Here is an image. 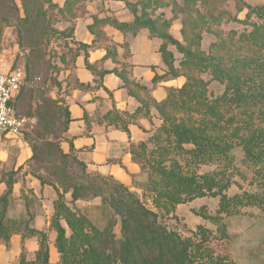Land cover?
<instances>
[{
    "label": "trees",
    "instance_id": "trees-1",
    "mask_svg": "<svg viewBox=\"0 0 264 264\" xmlns=\"http://www.w3.org/2000/svg\"><path fill=\"white\" fill-rule=\"evenodd\" d=\"M91 1L94 0H63L59 5L53 0H0V42L11 27L19 50L10 69H21L25 81L40 89L47 109L53 108L63 117L64 133L72 121L68 107L61 104L69 75L56 83L59 96L47 98L45 84L33 73L43 66L58 75L73 70L80 51L87 48L73 40L74 23L85 14V5ZM230 1L233 13L228 9ZM126 7L133 16L131 22L95 18L88 26L94 42L110 47L104 59L115 61L116 47L108 44L103 26L110 25L131 36L147 30L150 38L161 42L158 52L164 65V73L152 78V87L180 78L183 82L167 87L165 98L157 102L150 96L151 89L132 79L127 63L97 71L85 56L86 68L98 77V88L104 75L115 74L139 104L132 113L109 110L98 117L99 124L129 135V126L149 118L152 109L160 124L145 140L128 146L131 161L145 175L143 182L132 178L131 186L112 176L88 174L65 137L68 152L55 148L60 159L70 157L83 174L79 181L63 177L68 187L62 191L52 186L56 198L52 201L49 229L55 233L52 249L58 255L57 264H237L226 255L216 254L210 244L216 237L227 238L224 219L239 214L242 208L255 207L264 213V0L255 6L244 0H135L126 1ZM164 9L169 10V17ZM244 11V18L239 19ZM177 19L181 40L170 33ZM228 23L243 28L224 32L221 26ZM204 33L214 37L207 51L201 47ZM53 45L61 46L64 52L57 57ZM121 47L125 59L129 56L128 45ZM64 81L67 85L62 89ZM212 81L223 87L215 96L208 89ZM71 89L89 90L90 86L75 81ZM16 95L9 103L12 109ZM47 112L40 111L39 115ZM236 149L241 154L239 165L235 163ZM202 166L212 169L200 173ZM20 168L0 176V184L5 185L0 196V243L7 244L17 234L22 240L34 238L37 250L29 257L22 249L17 264H51L46 231L31 227L29 220L6 217ZM235 177L246 182L247 188ZM232 185L240 192L230 196L227 191ZM68 192L70 198L66 199ZM23 197L27 206L28 198ZM202 197L218 200L214 215L203 208L196 211L216 226L217 235L198 225L182 236L166 225L167 218H175L178 205ZM92 198H98L111 212L102 228L73 208L76 202ZM116 218L118 239L114 235Z\"/></svg>",
    "mask_w": 264,
    "mask_h": 264
},
{
    "label": "crops",
    "instance_id": "crops-1",
    "mask_svg": "<svg viewBox=\"0 0 264 264\" xmlns=\"http://www.w3.org/2000/svg\"><path fill=\"white\" fill-rule=\"evenodd\" d=\"M62 5L63 0H53ZM126 1L133 2L135 0H94L87 2L85 5V14L76 19L74 23L73 40L76 44L87 46L86 50H81L76 58L72 71H66L61 74L62 78L69 75L67 92L63 94L62 105L68 107L70 118L72 121L68 125L67 131L64 133L65 140L72 147L77 159L86 165L87 171L112 176L120 183L131 186L132 178L136 179L144 177L139 167L131 161L130 154L127 149L130 143H138L145 140L149 134L160 124L157 113L154 109L150 112V117L141 119L137 124L129 126V135L112 127H106L105 123H98V117H101L109 110L118 111V113H132L137 107V100L130 96L127 90L122 87V81L115 74H106L101 80V86L98 88V77L94 75L85 66V56L87 62L98 70H111L119 67L121 62H125L131 67V77L134 81L147 87L150 90V96L157 102L163 100L166 96L167 87H177L183 82V79L170 80L166 82H158L152 87V78L155 75L164 73V65L158 52L160 40L150 38L147 30H141L136 36L123 35L110 25L101 28L103 34L108 39L109 45L116 47V59H104L108 47L106 44L94 42L95 36L92 34L88 26L93 23L94 19H102L111 17L119 22H131L132 14L126 7ZM166 17L170 16L169 10H163ZM168 13H167V12ZM180 21L177 19L173 22L170 33L174 38L178 39L173 33L179 32ZM180 35V32H179ZM157 40L154 48V55L151 54L149 47L150 40ZM148 41V43L146 42ZM179 40V39H178ZM143 42V47L139 48L138 43ZM126 43L128 45L129 56L123 58L124 49L121 47ZM150 50V51H149ZM179 85H176L177 81ZM76 82L83 85H89V90L71 89ZM67 82L62 83V89L65 88ZM6 134L2 137L0 143V176L8 171V167L13 166V160L7 157L12 150L14 140L6 141V139H15ZM63 142V151L68 152L69 144ZM65 146V147H64ZM25 160L29 159L32 153L25 151ZM20 161L14 165V171L21 166L24 161ZM25 165V164H24ZM22 174V173H20ZM39 192L50 206H43L45 209L44 216L36 215L34 218V226L37 229H44L48 226V219L52 214V201L56 198L55 191L50 187L38 184ZM3 183L0 184V190H3ZM18 190V184L13 186L12 196ZM37 195V191L33 190ZM37 242L34 238L22 240L21 236L14 235L10 238V247L6 248L4 243H0V264H13L19 257L22 249H26L29 253L37 250ZM54 252V248L52 249ZM56 253V252H55ZM57 256V254L55 255ZM51 257L52 251H51Z\"/></svg>",
    "mask_w": 264,
    "mask_h": 264
},
{
    "label": "rangeland",
    "instance_id": "rangeland-1",
    "mask_svg": "<svg viewBox=\"0 0 264 264\" xmlns=\"http://www.w3.org/2000/svg\"><path fill=\"white\" fill-rule=\"evenodd\" d=\"M18 2V0H16ZM246 3L255 6L263 2V0H244ZM228 9L233 13V3L230 1ZM167 12V11H166ZM168 13V12H167ZM244 12L238 15L239 19L244 18ZM242 26L237 23L223 24L221 29L227 32L230 29L237 31L242 30ZM179 40L181 36L177 31L173 32ZM149 41V40H148ZM146 40V42L148 43ZM214 41V37L210 34H203L201 47L207 51L208 46ZM157 40H150L149 47L151 54L154 55V48ZM139 48L143 47V42L138 43ZM149 50V51H150ZM53 51L58 57L64 52L61 46L53 45ZM19 52L18 47L14 41V35L12 28H7L3 34L0 42V58L4 60L6 68H11L14 59ZM55 56L56 62H58ZM20 67H23V62L20 61ZM33 76L41 78L40 83L45 84L47 90L46 97L57 98L60 93V89H57L56 83L62 79L61 75L48 69L46 71L45 66L40 71L33 73ZM206 80L208 76H204ZM179 80L176 85L180 84ZM209 92L212 96L218 95L222 92L223 87L217 82H210L208 86ZM46 103L40 98V89L35 86L32 87L31 82H26L21 87L18 95L15 96L12 106L13 110L26 119L23 130L15 139H6V141L14 140L12 150H9L10 154L7 155L10 161L13 160V166L8 167V171L14 170V165L18 162V159L25 160L27 150L32 153L31 157L24 161L19 166L20 170L17 172L15 179L18 184V190L15 195H11L7 210L6 217L15 221H30L31 227H34V218L36 215H43L45 209L43 206H50V203L42 197L38 191L40 184L38 178L45 182L46 186H57L60 191L68 187L63 177H70L68 181L75 180L79 181L83 174L81 168L75 164L71 158L60 159L55 148L63 150L64 130L62 125L63 117L58 114L53 108L47 109ZM45 105V107H44ZM48 111L45 116H40L39 113ZM49 115V116H48ZM65 147V146H64ZM235 163L239 165L241 154L238 149L234 151ZM25 164V165H24ZM18 169V168H17ZM212 169L211 166H202L199 170L200 173L208 172ZM246 175L247 170H242ZM5 173V172H4ZM22 173V174H20ZM93 175L95 173L88 172ZM38 177V178H37ZM62 179V182H60ZM137 182H143L144 177L134 179ZM245 189L247 188L246 182H243L240 178L235 177ZM4 185V184H3ZM37 191V195L34 194L33 190ZM53 189V188H52ZM138 195L141 191L136 188H131ZM5 191V185L3 190H0V196ZM240 192L235 185H232L228 191V195H233ZM28 198L27 206L23 196ZM65 198L69 199V192L65 194ZM217 198L202 197L196 198L193 201L181 204L176 207L174 212L175 218H167L165 220L166 225L179 232L182 236L189 235L190 230H194L196 226L203 225L212 231L214 235L216 233V226L210 222L203 220L196 211L203 208L208 214L214 215L217 209ZM73 208L79 213L86 215L97 227L102 228L105 226L107 219L111 215V212L107 207L101 204L98 198H92L87 201H78L73 205ZM51 217V215H50ZM50 217L48 222H50ZM116 225L114 226V235L116 239L119 238V219L116 218ZM227 238L217 239V237L211 242L210 246L213 248L216 254L226 255L237 264H264V213L255 207L242 208L239 214H235L231 217L225 218ZM46 231L48 235V242L50 247V254L53 247V240L55 233L47 227L42 229ZM21 236L20 234H17ZM14 236V235H13ZM36 240V239H35ZM37 242V241H36ZM6 248L9 249L10 241L5 244ZM27 255L30 257L33 254L29 253L24 249ZM50 263H58V255L52 250ZM19 258V257H18ZM18 259L13 263L17 264Z\"/></svg>",
    "mask_w": 264,
    "mask_h": 264
},
{
    "label": "built area",
    "instance_id": "built-area-1",
    "mask_svg": "<svg viewBox=\"0 0 264 264\" xmlns=\"http://www.w3.org/2000/svg\"><path fill=\"white\" fill-rule=\"evenodd\" d=\"M39 81V79H36ZM25 83V75L21 69L6 68L0 58V143L6 134L11 137L20 136L26 119L18 115L9 103Z\"/></svg>",
    "mask_w": 264,
    "mask_h": 264
}]
</instances>
